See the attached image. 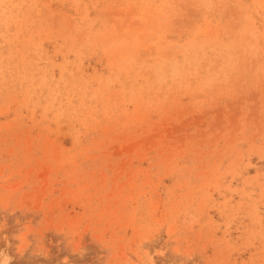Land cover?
<instances>
[{
	"label": "rangeland",
	"instance_id": "1",
	"mask_svg": "<svg viewBox=\"0 0 264 264\" xmlns=\"http://www.w3.org/2000/svg\"><path fill=\"white\" fill-rule=\"evenodd\" d=\"M0 264H264V0H0Z\"/></svg>",
	"mask_w": 264,
	"mask_h": 264
}]
</instances>
